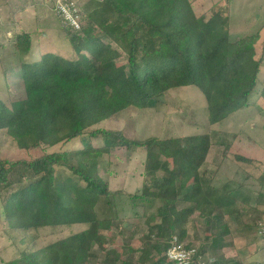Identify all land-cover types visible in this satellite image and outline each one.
<instances>
[{
	"label": "trees",
	"instance_id": "16d2710c",
	"mask_svg": "<svg viewBox=\"0 0 264 264\" xmlns=\"http://www.w3.org/2000/svg\"><path fill=\"white\" fill-rule=\"evenodd\" d=\"M229 4L220 1L198 17L191 0H92L83 9L75 4L79 29L43 6L53 12L67 45L34 54L31 33L15 34L19 58L3 73L4 92L10 91L9 72H16L24 96L7 101L0 94V130L28 155L0 156V215L12 232L23 235L44 227H86L41 248L29 235L21 240L28 245L19 256L4 264H92L97 251L104 254L102 264H167L171 239H186L187 219L194 213L207 218L220 238L232 228L264 242V193L232 185L222 162L235 146L226 135L141 139L124 128L99 126L131 108L165 109L164 100L185 86L203 93L210 125L239 112L264 111V39L260 30L231 38ZM57 145L66 147L50 150ZM213 146L222 161L211 174L203 167ZM119 149L145 151L142 189L130 198L161 202L146 221L141 245L135 231L116 244L125 227L117 223L120 191L110 189L99 171L103 158ZM234 155L239 162H254L241 151ZM187 243L209 264H218L200 243ZM260 258L238 264H264V254Z\"/></svg>",
	"mask_w": 264,
	"mask_h": 264
},
{
	"label": "rangeland",
	"instance_id": "374dc122",
	"mask_svg": "<svg viewBox=\"0 0 264 264\" xmlns=\"http://www.w3.org/2000/svg\"><path fill=\"white\" fill-rule=\"evenodd\" d=\"M72 1L83 9L92 0ZM220 1L230 3L231 38L244 34H254L261 30L259 27L264 22V0H191L198 17L205 14L211 6ZM57 2L59 1L0 0V94L4 98L6 97L7 101L24 96V90L16 78V72H9L7 79L11 84L10 91L8 94L4 92L3 73L15 65L19 58L13 45L16 33L23 31L31 33L34 54L61 51L58 50V45L60 47L67 45L64 35L56 29V20L51 16L53 14L51 10L57 12L55 9ZM43 6L51 10L44 9ZM42 20L44 21L42 22ZM48 22L50 24L45 25ZM260 39H264L263 28L260 32ZM164 103H166L165 109L162 108L161 110L156 107L131 108L118 117L100 123L99 126L115 129L116 127L124 128L127 134L133 138L141 139L149 136H185L214 131L223 133L235 146L234 151H241L254 157L252 163L239 162L236 160L233 151L228 155L225 162H222L223 166L230 170L232 185L238 187V185L243 184L241 187L247 189L249 194L264 193L262 187L264 185L263 110L239 112L235 117L227 119L221 124L210 125L207 120L205 97L200 90L193 86L178 88L164 100ZM234 134H237V137H234ZM65 147L57 145L50 150H60ZM27 155L26 152L17 147L6 130H0V156L18 159ZM144 161L145 151L143 149L133 153L119 149L106 155L99 166L101 177L108 181L110 189L120 191L116 197L117 223H122L125 227L124 233L116 240L118 246L121 239H127L131 236V231L136 232L135 238L139 240L138 245H141L140 238L148 228L146 221L151 215L157 213V209L161 205L159 200L141 202L140 200L133 201V198H130V194L141 192L144 182ZM221 161V153L216 146H213L206 157L203 169H207L211 173L220 167L218 165ZM188 177L189 182H192L193 178H190L189 175ZM180 197L178 207L183 212L185 202L183 196ZM255 198L254 196L252 199ZM194 199L198 200L199 197H194ZM258 202L261 204L262 201ZM188 206H192V204ZM261 206L264 207V203ZM262 209L264 210V208ZM223 222H225L224 218L219 221L218 225ZM85 227L82 224H75L72 227H44L23 235L12 232L0 215V264L18 257L20 250L28 245L27 241L22 243L21 240L23 238L29 239V235H34V245L36 248H41L69 236L71 233L79 232ZM185 227L187 229L185 240L200 243L206 249V257L216 259L218 264H238L241 259L244 262H251L252 260L258 262L261 260L260 254H264V251L260 249L264 242L259 240V235L251 233L247 236L237 233L231 228L230 234L225 239L220 238L217 236L218 233H213L211 225L207 224V218L198 213H194L187 219ZM29 242L30 240H28ZM244 246L246 248L241 249ZM240 249L243 251L242 254L238 253ZM97 253L98 256L92 264H102L104 254L101 251H97ZM139 255L140 253L136 255V260Z\"/></svg>",
	"mask_w": 264,
	"mask_h": 264
},
{
	"label": "built area",
	"instance_id": "2783aa9c",
	"mask_svg": "<svg viewBox=\"0 0 264 264\" xmlns=\"http://www.w3.org/2000/svg\"><path fill=\"white\" fill-rule=\"evenodd\" d=\"M55 9L76 29L80 28L79 15L73 1L58 0ZM167 264H209L204 255H200L195 246H189L186 240L174 235L165 252Z\"/></svg>",
	"mask_w": 264,
	"mask_h": 264
},
{
	"label": "crops",
	"instance_id": "0c3cea01",
	"mask_svg": "<svg viewBox=\"0 0 264 264\" xmlns=\"http://www.w3.org/2000/svg\"><path fill=\"white\" fill-rule=\"evenodd\" d=\"M262 28L264 29V22L259 27V29H261L260 32L262 31Z\"/></svg>",
	"mask_w": 264,
	"mask_h": 264
}]
</instances>
